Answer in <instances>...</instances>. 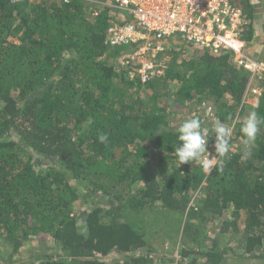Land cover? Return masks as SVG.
<instances>
[{
	"label": "trees",
	"instance_id": "16d2710c",
	"mask_svg": "<svg viewBox=\"0 0 264 264\" xmlns=\"http://www.w3.org/2000/svg\"><path fill=\"white\" fill-rule=\"evenodd\" d=\"M106 1L0 0V264L35 240L55 253L30 264H156L148 235L161 221L167 241L183 242L178 264L264 259V88L251 107L250 76L230 52L175 37L163 74L131 76L130 48L107 42L117 14ZM230 2L250 42L254 4ZM202 101L233 129L208 175L198 162L177 167L170 127L182 102L204 122ZM252 111L260 131L246 149ZM88 198L96 206L78 211Z\"/></svg>",
	"mask_w": 264,
	"mask_h": 264
},
{
	"label": "built area",
	"instance_id": "2783aa9c",
	"mask_svg": "<svg viewBox=\"0 0 264 264\" xmlns=\"http://www.w3.org/2000/svg\"><path fill=\"white\" fill-rule=\"evenodd\" d=\"M105 5L118 14L115 17H121L108 29L107 42L130 48L121 64L133 68L131 76L136 73L142 82H148L163 74L168 60L166 43L175 37L210 53L230 52L235 67L250 76L244 102L253 98L257 104L264 83V62L247 54L245 18L230 0H107ZM199 109L214 140V107L202 101ZM210 138L206 147L214 143Z\"/></svg>",
	"mask_w": 264,
	"mask_h": 264
},
{
	"label": "clouds",
	"instance_id": "9594fccd",
	"mask_svg": "<svg viewBox=\"0 0 264 264\" xmlns=\"http://www.w3.org/2000/svg\"><path fill=\"white\" fill-rule=\"evenodd\" d=\"M260 121L258 120L255 111L250 112L242 121L240 132L243 135V144L245 148H249L257 138L260 131ZM232 127L225 125L221 120L216 119L212 126V134H215L214 151L212 155L206 145L210 138L209 129L202 126V121L199 117L193 116L190 119L183 121L176 129L178 134L177 139L180 141L175 149L177 167L180 165L193 162H198L205 173H211L214 164L218 158L225 157L230 151V139L232 135ZM101 143L107 141V136L101 134L99 136ZM207 153V155H205ZM212 156L209 159V156ZM250 155L245 152L242 159H247ZM222 166V161H221Z\"/></svg>",
	"mask_w": 264,
	"mask_h": 264
},
{
	"label": "rangeland",
	"instance_id": "374dc122",
	"mask_svg": "<svg viewBox=\"0 0 264 264\" xmlns=\"http://www.w3.org/2000/svg\"><path fill=\"white\" fill-rule=\"evenodd\" d=\"M33 1H41V0H33ZM54 2H58L59 0H52ZM118 15V14H117ZM116 15V16H117ZM121 20V17H116L115 23H118ZM187 56V55H186ZM187 57H191L190 52L188 53ZM182 105H172L173 109L176 111V116L174 119H170V127H178L183 121L190 119L193 116H196L198 112L196 111L195 106L192 105L191 102H182L180 103ZM200 110V109H199ZM199 115H204V112L201 110ZM205 126H208V121L204 119ZM215 135H213V138ZM90 199L88 198L81 200L79 204L76 206L78 207V211H84V210H90L92 207H95L97 202L95 200L92 201L91 205L88 204ZM169 220H167L165 223H167ZM168 224V223H167ZM179 225V223H177ZM162 228L158 230L157 233H155L152 236L148 235L150 238V241L152 242L153 248H155L157 251L152 252V256H155L156 264H178L180 257L178 255L179 247L183 246V242L173 244L170 239V241H167L166 238L167 233L165 232V227L163 226V221H161ZM183 241V240H181ZM186 244V243H185ZM190 246V245H188ZM6 250L0 249V259L5 260L6 256ZM55 252L50 248L49 242L43 243L41 240H35L29 243H26L24 247L21 249V251L18 253L17 256L14 257L13 261L14 263L19 264H30L36 261V258H39L41 256H44L46 254H54ZM222 264H264V259L249 262L248 260H241V259H232V261L224 260L222 261Z\"/></svg>",
	"mask_w": 264,
	"mask_h": 264
},
{
	"label": "crops",
	"instance_id": "0c3cea01",
	"mask_svg": "<svg viewBox=\"0 0 264 264\" xmlns=\"http://www.w3.org/2000/svg\"><path fill=\"white\" fill-rule=\"evenodd\" d=\"M255 8V16L252 24V39L247 42L246 52L252 58L264 62V0H252ZM113 11V9H110ZM264 88V83L260 85V90ZM246 104L251 107H256L254 105V99L249 98Z\"/></svg>",
	"mask_w": 264,
	"mask_h": 264
}]
</instances>
